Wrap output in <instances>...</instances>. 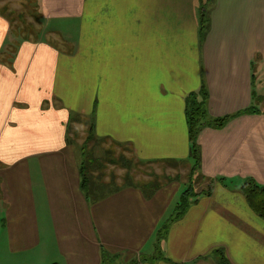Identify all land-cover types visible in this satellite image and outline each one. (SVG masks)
<instances>
[{
    "label": "crops",
    "instance_id": "0c3cea01",
    "mask_svg": "<svg viewBox=\"0 0 264 264\" xmlns=\"http://www.w3.org/2000/svg\"><path fill=\"white\" fill-rule=\"evenodd\" d=\"M204 1L36 0V35L14 50L0 3L3 258H155L157 232L187 180L166 179L147 195L117 179V188L91 201L71 137L84 122L134 163L178 171L192 165L188 101L204 88L207 121L231 118L198 137L199 174L216 180L214 190L170 224L164 259L146 264H217V250L230 264H264V220L240 190L248 179L264 186V0H206L203 35Z\"/></svg>",
    "mask_w": 264,
    "mask_h": 264
},
{
    "label": "trees",
    "instance_id": "16d2710c",
    "mask_svg": "<svg viewBox=\"0 0 264 264\" xmlns=\"http://www.w3.org/2000/svg\"><path fill=\"white\" fill-rule=\"evenodd\" d=\"M208 2L206 1L203 4L202 9V15H203V27H202V33L204 35L205 26L208 22ZM27 34H21V37H25ZM207 99L208 94L207 91L203 88L199 94H193L188 101L189 109L187 110V120H188V126H189V135H190V141H191V162H192V170H191V181H189L187 184L189 185L182 193L180 197V201L175 207L172 216L169 218V221L166 222L157 232V245H156V257L149 259L147 257H142L139 260H135L132 262L124 263L122 262L118 256H112L109 255L106 252H103V259L102 264H117L118 261L120 264H146L150 263L156 259H164L162 249H161V243L166 238L168 233V228L171 223L174 221H177L181 219L186 211L189 209V207L197 202V199L201 196H211L214 190V186L216 183V180L204 177L199 174L200 164H201V158H200V150L198 147V137L201 133V131L205 128H215V129H222L227 122L229 121V117L227 118H214L210 122L207 121ZM248 113H253L252 110H249ZM88 137L86 139V144L89 145L93 141L98 144V139L95 137L94 134V128L91 126L88 130ZM95 144V145H96ZM86 146V147H87ZM85 146L83 145V148ZM115 147V146H114ZM122 157V156H121ZM122 162L118 163L122 169H127L125 175L122 177V186H129L130 184H135L136 187L141 189L145 194L150 195L153 194L160 186H162V183L166 182H156L154 183V179L146 182L145 184L139 185V183L135 180L136 172L138 171L139 167H142L143 165L134 163V160L131 158H124L122 157ZM132 163V164H131ZM131 167V168H130ZM134 168V169H133ZM83 171V188L87 189V194L91 201H98L99 199L103 198L105 194L102 195L100 192V188L97 185L96 181L92 178V180L88 181V178L86 177ZM198 173V181L200 182H207V186L202 189L196 191L195 185L198 184V181H194L193 175ZM115 177V180L117 181L118 176L116 174H113ZM112 181V180H111ZM219 182H222L224 180H218ZM91 182V183H90ZM194 182V183H193ZM195 184V185H194ZM200 184V183H199ZM197 186V185H196ZM90 187V192H88V189ZM117 188V187H116ZM241 193L245 197L249 207L251 210L261 219L264 220V186L258 184L256 181L252 179L245 180L240 188ZM213 257L215 258L217 264H230L228 259L226 258L225 254L221 250H217L214 252Z\"/></svg>",
    "mask_w": 264,
    "mask_h": 264
},
{
    "label": "rangeland",
    "instance_id": "374dc122",
    "mask_svg": "<svg viewBox=\"0 0 264 264\" xmlns=\"http://www.w3.org/2000/svg\"><path fill=\"white\" fill-rule=\"evenodd\" d=\"M2 2L5 3V5H3L2 7V10L10 18L11 21L12 30L9 38V45L12 47V50H14L16 49L19 41L22 40L21 34H27V37L31 38L34 33L35 37L36 34L35 31L33 32V30L34 27L36 28L34 19L37 21L38 18L37 4L36 0H0V3ZM201 7L203 9V5ZM73 127L74 126L72 122L71 130H73ZM86 127L88 128L89 126L85 125L84 122L75 125V131L73 132L74 136L72 135L71 138L77 145L80 146L82 150V165L88 181L92 180L94 176L93 179L98 184L100 192L103 195L111 192L116 188L115 185L117 184V181L115 180L113 174H116L118 176V183L123 182L122 177L125 175V173L121 171L122 167H120L118 163L122 162V157L130 158V156L126 154V150L124 149V147H114V145L112 144L107 145L100 140H98V144L93 141L88 146L85 145L86 139L88 137L87 133L89 130V128L87 129ZM83 145L85 146L84 148ZM191 170L192 165H188L185 163L182 165V167L179 168L178 171L171 170L166 164L143 165L142 167L138 168L135 180L139 183V185H142L153 179L154 183H158L166 182V179H175L179 177L181 183L186 180L188 183L189 181H191L190 179H192L190 175ZM198 178V173L193 175L194 181H198ZM108 180H112V183L108 184ZM197 183V186L194 184L196 191H200L207 186V182H200L199 180ZM188 186L189 185L187 184L184 188H182V190L186 189ZM88 192H90V187L88 189ZM120 263L121 261H118L117 264ZM0 264L14 263L13 261L6 260V258H3L0 254Z\"/></svg>",
    "mask_w": 264,
    "mask_h": 264
}]
</instances>
